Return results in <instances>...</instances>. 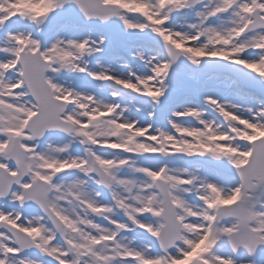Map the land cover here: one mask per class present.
<instances>
[{
  "label": "snow or ice",
  "instance_id": "snow-or-ice-1",
  "mask_svg": "<svg viewBox=\"0 0 264 264\" xmlns=\"http://www.w3.org/2000/svg\"><path fill=\"white\" fill-rule=\"evenodd\" d=\"M0 264H264V0H0Z\"/></svg>",
  "mask_w": 264,
  "mask_h": 264
},
{
  "label": "bare ground",
  "instance_id": "bare-ground-1",
  "mask_svg": "<svg viewBox=\"0 0 264 264\" xmlns=\"http://www.w3.org/2000/svg\"><path fill=\"white\" fill-rule=\"evenodd\" d=\"M193 87H195V85L194 84H182L181 86H180V91H181V93L183 94V93H186L187 91H189L191 88H193Z\"/></svg>",
  "mask_w": 264,
  "mask_h": 264
},
{
  "label": "rangeland",
  "instance_id": "rangeland-1",
  "mask_svg": "<svg viewBox=\"0 0 264 264\" xmlns=\"http://www.w3.org/2000/svg\"><path fill=\"white\" fill-rule=\"evenodd\" d=\"M229 83H230V81H229Z\"/></svg>",
  "mask_w": 264,
  "mask_h": 264
}]
</instances>
